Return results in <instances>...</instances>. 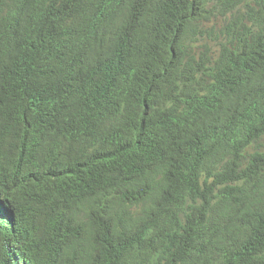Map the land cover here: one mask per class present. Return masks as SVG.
Returning a JSON list of instances; mask_svg holds the SVG:
<instances>
[{"label": "trees", "instance_id": "1", "mask_svg": "<svg viewBox=\"0 0 264 264\" xmlns=\"http://www.w3.org/2000/svg\"><path fill=\"white\" fill-rule=\"evenodd\" d=\"M0 264H264V0H0Z\"/></svg>", "mask_w": 264, "mask_h": 264}]
</instances>
